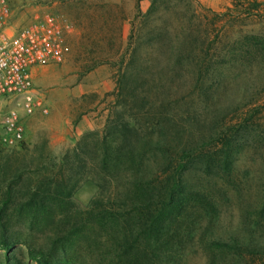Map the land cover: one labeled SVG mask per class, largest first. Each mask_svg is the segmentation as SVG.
I'll use <instances>...</instances> for the list:
<instances>
[{
    "label": "rangeland",
    "instance_id": "obj_1",
    "mask_svg": "<svg viewBox=\"0 0 264 264\" xmlns=\"http://www.w3.org/2000/svg\"><path fill=\"white\" fill-rule=\"evenodd\" d=\"M8 1L13 27L68 28L62 61L32 71L48 112H20L23 140L0 145V264H109V226L61 253L57 221L159 199L168 162L182 203L119 264H264V0Z\"/></svg>",
    "mask_w": 264,
    "mask_h": 264
},
{
    "label": "built area",
    "instance_id": "obj_2",
    "mask_svg": "<svg viewBox=\"0 0 264 264\" xmlns=\"http://www.w3.org/2000/svg\"><path fill=\"white\" fill-rule=\"evenodd\" d=\"M12 15L10 2L0 0V109L4 103L13 104L0 121V145L7 147L23 140L20 112H48L42 91L33 85L32 70L62 61L68 28L51 12H43L18 27L12 26Z\"/></svg>",
    "mask_w": 264,
    "mask_h": 264
},
{
    "label": "trees",
    "instance_id": "obj_3",
    "mask_svg": "<svg viewBox=\"0 0 264 264\" xmlns=\"http://www.w3.org/2000/svg\"><path fill=\"white\" fill-rule=\"evenodd\" d=\"M169 169L170 172L166 175V180L158 186V192L162 193L163 198L161 196L159 199H153L142 205L131 204L123 214L100 209L98 201H93V205H90L88 209L76 208L70 214L65 212L57 221L62 224V228L53 232L49 241L55 245L57 250L64 253L66 244L74 236L83 235L86 239L90 238V234H86L85 229L88 224L97 219L100 227L104 229L109 226L110 230L115 233L111 243L107 244V241L101 243L110 252L109 264H119L123 257L132 259L137 246L141 244L142 240L145 242L148 239L145 238L146 232L152 231L155 227L158 228L165 221L164 217H167L173 208L182 203L180 199L183 194L180 169L179 171L175 168L172 169V162H168L167 170L169 171ZM37 190L39 191V188ZM46 202L38 192L30 195L26 205L31 208L32 220L39 213L47 212ZM1 236L3 244L6 246L7 238L4 232ZM220 243L226 244L225 242ZM45 263L47 264L48 260H45Z\"/></svg>",
    "mask_w": 264,
    "mask_h": 264
},
{
    "label": "crops",
    "instance_id": "obj_4",
    "mask_svg": "<svg viewBox=\"0 0 264 264\" xmlns=\"http://www.w3.org/2000/svg\"><path fill=\"white\" fill-rule=\"evenodd\" d=\"M33 70H34V69H33ZM33 70H32V71H33Z\"/></svg>",
    "mask_w": 264,
    "mask_h": 264
}]
</instances>
